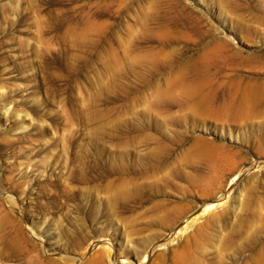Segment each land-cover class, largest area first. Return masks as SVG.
I'll use <instances>...</instances> for the list:
<instances>
[{
	"label": "rangeland",
	"instance_id": "374dc122",
	"mask_svg": "<svg viewBox=\"0 0 264 264\" xmlns=\"http://www.w3.org/2000/svg\"><path fill=\"white\" fill-rule=\"evenodd\" d=\"M237 92L250 114L215 113ZM98 240L264 264V0H0V264Z\"/></svg>",
	"mask_w": 264,
	"mask_h": 264
},
{
	"label": "bare ground",
	"instance_id": "6f19581e",
	"mask_svg": "<svg viewBox=\"0 0 264 264\" xmlns=\"http://www.w3.org/2000/svg\"><path fill=\"white\" fill-rule=\"evenodd\" d=\"M259 99H260V92H237L234 95L228 96L226 98L225 102H220L217 105V108L214 110H215V113H217L220 116L225 117V118H230L231 116L240 117V116L250 114L252 112V110L255 108L254 106L258 103ZM210 102H211V100L209 101L206 98L205 99L203 98L201 105L206 107L208 109V111L214 112V110L210 109V107L212 106L210 104ZM215 103H216V101H215ZM209 105H211V106H209ZM217 114H215V115H217ZM219 115H218V117H219ZM210 148L216 154L217 147L211 145ZM228 158L230 159V157H228ZM224 161L225 160L221 159V156H219L218 159L216 160V164L224 166ZM9 201L11 203H15L14 199H10ZM219 205H220V203L216 202L214 200L207 201V203L198 210V212L201 211L200 214L198 213L200 215L199 218H203V215L205 216L206 214H209V213H211V217H214V215H215L214 210H216ZM197 216L198 215H196L195 218H191V220H189L190 217L186 218V219L184 218L182 220V222L185 225L182 228L179 227L180 229L178 230L177 234L183 235L184 233H187L189 231V229L192 228L195 221H197V219H198ZM18 234H19L18 236L21 235L20 233H18ZM174 235H176V234L173 233L171 235V237ZM174 240H175V238H174ZM20 242L22 243L21 240H18V244ZM114 246L115 245L111 242V240H106L104 242H101L99 240H98V242L93 241V243L91 245V249H89V250H91V252L88 253V250L86 248V242H84L82 244V246H80V250L85 251V254L83 257L81 255L80 257H82V258H79V259L82 261V264H145L146 260L149 259L150 255H151V253H149V252H146V253L140 255L137 253V250H135L136 254H138L139 259L137 258V263H134L131 260L132 256H131L130 252H128V251L120 252L117 249H115ZM14 247H16V246L10 242L4 243V249L6 251L12 250ZM143 256H144V261L141 262V259ZM120 259H121V262H120Z\"/></svg>",
	"mask_w": 264,
	"mask_h": 264
}]
</instances>
